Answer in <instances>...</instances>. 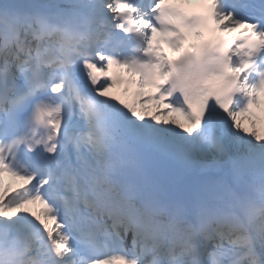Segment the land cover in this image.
<instances>
[{"label":"snow or ice","instance_id":"6c2138e0","mask_svg":"<svg viewBox=\"0 0 264 264\" xmlns=\"http://www.w3.org/2000/svg\"><path fill=\"white\" fill-rule=\"evenodd\" d=\"M262 106L264 0H2L0 264H264Z\"/></svg>","mask_w":264,"mask_h":264},{"label":"rangeland","instance_id":"374dc122","mask_svg":"<svg viewBox=\"0 0 264 264\" xmlns=\"http://www.w3.org/2000/svg\"><path fill=\"white\" fill-rule=\"evenodd\" d=\"M2 1V0H1ZM117 92V90L116 91H114L113 90V93L115 94ZM264 114V113H263ZM245 123L247 124V121H245ZM4 182H5V185H6V183H8V179L7 178H4ZM7 186V185H6ZM7 187H9V186H7ZM10 188V187H9ZM11 189V188H10Z\"/></svg>","mask_w":264,"mask_h":264}]
</instances>
